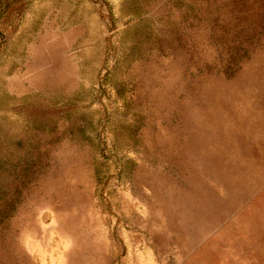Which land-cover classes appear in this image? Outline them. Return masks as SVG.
<instances>
[{"label": "rangeland", "instance_id": "obj_1", "mask_svg": "<svg viewBox=\"0 0 264 264\" xmlns=\"http://www.w3.org/2000/svg\"><path fill=\"white\" fill-rule=\"evenodd\" d=\"M0 264H264V0H0Z\"/></svg>", "mask_w": 264, "mask_h": 264}]
</instances>
